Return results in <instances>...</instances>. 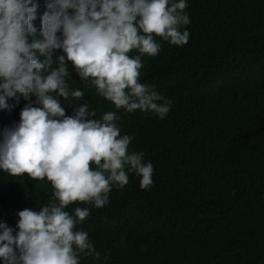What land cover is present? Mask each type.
<instances>
[{"label":"trees","instance_id":"trees-1","mask_svg":"<svg viewBox=\"0 0 264 264\" xmlns=\"http://www.w3.org/2000/svg\"><path fill=\"white\" fill-rule=\"evenodd\" d=\"M185 11L187 43L154 36L159 53L141 58L140 82L172 101L163 119L115 109L91 89L77 102L89 100L97 117L117 112L121 134L133 136L129 150H142L154 170L147 189L129 173L108 204L88 205L78 227L107 264H264V0H188ZM66 63L74 86L84 87ZM28 99L35 98H7L12 107L0 109V131L19 121ZM61 105L72 114V104L61 98ZM51 194L46 178L0 172V219L15 228L16 212L37 209Z\"/></svg>","mask_w":264,"mask_h":264},{"label":"clouds","instance_id":"clouds-1","mask_svg":"<svg viewBox=\"0 0 264 264\" xmlns=\"http://www.w3.org/2000/svg\"><path fill=\"white\" fill-rule=\"evenodd\" d=\"M0 0V109L7 98H28L19 121L0 131V172L47 179L52 194L37 209L16 212L15 228L0 219V264H81L83 257L107 264L81 225L92 208L109 202L129 173L139 186L153 183V165L143 151L129 150L120 116L99 117L86 90L125 112L140 110L163 119L172 101L140 82L142 57L156 56L161 43H187L188 0ZM61 50L53 57L54 50ZM135 50V54L129 55ZM42 57V59H41ZM84 87H75L69 64ZM61 98L73 105L65 114ZM87 117V119H86ZM85 206L81 207L80 204ZM70 204H75L71 211Z\"/></svg>","mask_w":264,"mask_h":264}]
</instances>
